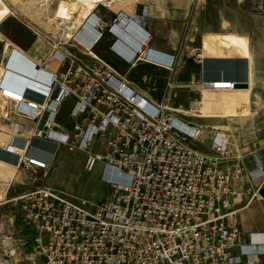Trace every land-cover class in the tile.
Listing matches in <instances>:
<instances>
[{"label":"built area","instance_id":"built-area-1","mask_svg":"<svg viewBox=\"0 0 264 264\" xmlns=\"http://www.w3.org/2000/svg\"><path fill=\"white\" fill-rule=\"evenodd\" d=\"M96 15L91 31L81 40L74 34L66 44L87 54L86 45H98L108 33L110 49L127 64L174 71L179 53L152 49L151 34L136 11L119 10L107 22ZM131 27L138 29L139 39L124 55L117 43L122 29ZM92 58L77 64L72 54L55 47L45 61L47 79L29 82L23 91L10 86L7 76L1 83L11 103L6 116L11 129L0 150L16 158L5 165L46 175L66 147L85 153L86 171L103 163L102 179L110 186L98 201L74 202L47 186L11 200L35 232L38 263L260 264L264 234L242 241L235 203L238 187L248 179L258 183L245 189L249 201L262 197L264 165L254 152L257 167L246 171L237 163L241 156L233 153L230 130L194 121L204 118L199 105L204 91L221 84L233 89L236 83L249 84L248 79L197 81L189 85L195 99L169 107L168 87L176 84L167 82V96L154 99L133 85L127 73L101 57ZM205 60L195 54L199 65ZM69 100L74 122L61 128L58 118ZM38 143L55 150L48 158L32 155Z\"/></svg>","mask_w":264,"mask_h":264},{"label":"rangeland","instance_id":"rangeland-1","mask_svg":"<svg viewBox=\"0 0 264 264\" xmlns=\"http://www.w3.org/2000/svg\"><path fill=\"white\" fill-rule=\"evenodd\" d=\"M184 1L189 2L191 8L188 17L179 24L180 29L175 34L173 33V38L179 43L176 48L179 59L174 71L165 72L156 67L142 66L131 71L128 75L129 80L136 82L144 91L159 99L167 96L166 83L172 82L176 85L173 88L168 87V106L177 107L179 103L184 106L186 97L189 95L191 99L197 97L195 92H191L192 89L189 85L195 83L199 78L200 65L195 61V52L199 49V53L207 51L223 57L244 56L251 60L254 58L257 64L256 91L264 99V0ZM5 2L10 6L12 15L0 25V36L2 35L5 39L27 51L31 50L32 52L33 49L40 48L37 54L40 63L44 64L46 61L44 54H50L53 49L55 50V47L72 54L77 64L90 63L93 60L92 56L84 54L82 48L70 47L66 44L67 39L63 37L65 25L56 27V20H53V9L57 0H51L52 7H44L41 0H5ZM120 8H123L121 4H115L108 8L100 5L96 9V14L107 22L112 16L110 12L107 13V10L116 13ZM110 44H112V38L106 33L98 45L86 46L88 50L92 46L99 57L115 66L120 72L125 73L128 67L116 61L110 50ZM0 45V62H2L4 43L0 41ZM144 76L149 77L147 82L144 81ZM154 88L155 90H153ZM187 94L189 95L187 96ZM221 100L224 101L225 98L202 97L199 104L201 116L209 118L194 119V121L210 126L217 125L216 118L210 117H221L222 114L229 111L228 109L225 113L223 112L224 109H221V105H219ZM250 103H252L251 97L246 102L247 107L245 106V108H240L235 103L230 104L229 115L231 114L230 116L233 118L245 117L264 110V102H258L260 109L258 108L254 112ZM71 106L72 103L69 100L65 107L68 109ZM7 108L9 113L11 103ZM64 112L66 113V110ZM251 121V118L240 121L244 125L236 133L238 134L237 138L240 139L236 143L237 147L242 150L253 148L262 143L260 139L264 135V116L261 121H256L258 125L250 126ZM259 122H261L260 125ZM240 123L234 125L239 126ZM8 124L9 121L6 117L0 118V129L2 130L0 132L8 133ZM231 128L233 129L232 126ZM84 159L85 156L82 152H70L66 147H63L56 156L55 166L46 175L42 171L26 170L23 172L22 181L24 184H14L12 182L14 178L5 185L0 180V188L5 189L3 195L0 192V264H39L35 256V232L24 221L19 205L11 202V198L32 190L36 186L56 189L74 202L80 200L98 201L106 198L110 186L102 179L103 163L98 162L94 170L89 172L84 169Z\"/></svg>","mask_w":264,"mask_h":264},{"label":"crops","instance_id":"crops-1","mask_svg":"<svg viewBox=\"0 0 264 264\" xmlns=\"http://www.w3.org/2000/svg\"><path fill=\"white\" fill-rule=\"evenodd\" d=\"M188 3H187V1L185 2V1H180V0H137V1L136 0H129V1L123 0V1L119 2L118 4H121V7L123 6V8H120L119 10L127 11L129 13L136 11L137 14L139 15L140 19L145 20L144 29L151 34L150 47L152 49H154L155 51L160 52V53L173 54L176 52V48L179 44V43H177V40L173 38V36H174L173 33L175 34L176 31H178L180 29L179 24L183 23L184 20L188 17V13H189V10L191 8V5L189 6ZM143 8L146 9V13L144 16L142 15ZM109 12L112 14V16H111V18H112L113 14L115 12L112 10H107V13H109ZM105 17H107V15ZM135 24H138V22H136ZM122 30L124 31V35H122L124 40L119 37V41L117 44H121V45L123 44L122 46L125 48L124 49V55H125V53L128 52L127 49L131 48V45L135 44L138 41L139 31H138V29H136V27H131L128 30H126V29L125 30L122 29ZM109 36L111 37V35H109ZM112 42H113V40H112ZM200 44H201V42H200ZM110 46H111V44H110ZM197 47H196V49H197ZM198 51H200V50L198 49ZM111 52L115 56L116 61L118 63H120L121 65H123L125 67H128V69L125 72V73H127V79L128 80H129L128 75L131 73V71L136 70L139 67L146 66V67H153L154 68L153 65L141 63V62L136 63L135 65L131 66V64L129 65L125 61H123L114 51L111 50ZM242 57H244V56H242ZM103 60H105V59H103ZM245 61H247V62H245ZM217 62H219V64ZM208 63H209V65H208ZM203 66L200 65L199 78L195 82L203 80V79L204 80L207 79L209 81H216L217 78L218 79L220 78L219 80H221L222 78L227 79V80H246V79H248V81L250 80L249 81L250 82L249 87L251 88V86L253 85V88H251V99H252L251 108H252L253 112L258 110V108H259L258 102H264L263 97L260 96L259 92L256 91L257 64L255 63L254 58L251 60V59L237 58V57H233L231 59H215V58H207L206 57V60H205ZM212 66H213V68H212ZM215 66H217V67H215ZM237 68H238V70H237ZM241 69H242V71H240ZM118 72H120V71L118 70ZM165 72H167V71H165ZM120 73H122V72H120ZM125 73H123V74H125ZM237 75H240V76H237ZM236 76L239 79H237ZM18 81H19V86H16L14 84H11L10 86H12L13 88H15L18 91H23V89H24L23 88L24 86L22 85L23 83L19 79H18ZM129 81L133 85H135L140 91L144 92L145 94L151 95L152 98H154V99H159V98L153 97V95L150 94L149 92L144 91L136 82L134 83L131 80H129ZM263 84H264V81H263ZM191 92H194V91L192 90ZM188 95L189 94H187V96ZM189 97H190V95L185 98L186 104L189 103L191 100H193ZM63 107L61 108L60 115L58 118V122L61 125V128H62V125H64L65 127H69L74 122L72 119L69 118L70 108L66 109L65 105ZM65 110H66V113L64 112ZM263 116H264V110L260 111L259 113L254 114V115H249V116H245V117H237V118L210 117V118H216L215 120L217 121V125H213L214 127H220V128L228 129L226 127H222V124L223 125L229 124L233 127V131L231 129H228L233 134V144H234L233 153L234 154L238 153L241 156L240 159L237 161V163L240 166L244 167V169H246V171L254 170L257 167V160L254 157V154H253L254 152L257 154L259 161L262 162V164L264 165V137H263L264 135L261 136L260 140L262 143H260L258 146H255L253 148L249 147L247 150H242V149L237 147L236 143L240 139L237 138L238 134H236V133L240 129H242V126L244 125V124H242V122L240 123V121H245V120H248L251 118L252 124L250 123V126L251 125H258V123L256 121H261ZM206 118H209V117H204L201 120H204ZM230 119H232V120L235 119V120L234 121L231 120L232 121L231 122ZM238 122L240 123L239 126L234 125L236 123L238 124ZM28 123L31 124V122H28ZM260 123L261 122H259V125H260ZM202 124H204V123H202ZM204 125H207V124H204ZM234 126H237V127H234ZM7 128H8V133H6V135L8 136L10 133V129H11L10 122L7 125ZM61 128H59V129H61ZM235 137H236V139H235ZM54 150H55V147H53L52 145L43 146V143H38V144H36V148L33 149L30 153L32 155L44 156V157L48 158L47 153L49 151L53 152ZM83 154L85 156L84 163H83V165H84L85 160H86V155H85V153H83ZM15 161H16L15 157L10 156V155H8L5 152L0 150V162H2L3 164L6 163V164L10 165V163H14ZM55 163H56V161L54 162V166H55ZM13 170L15 173L14 174L15 178L12 180V182H14V184H17V185L18 184H24L22 179H23V172H25L26 170L22 169V168L21 169L13 168ZM17 182H19V183H17ZM257 185H258V183L256 181H251L250 179H248V180H246V183L244 184V186L238 187V192H240V193H239L238 197L236 198L235 208L238 210L237 220H238L239 226H240L241 231H242V241H244L245 243H249V240H250V237L252 234H254L253 237H256V235H258V234H264V196H262L259 199H254L252 201H249L250 197L248 195H245V193H244L245 189L253 188ZM37 188H39V186H36L34 189H37ZM34 189H32V190H34ZM28 191H30V190H28ZM28 191H25V192H28ZM25 192L11 198V200L19 197L20 195L24 194ZM234 252L238 253V249L236 248L234 250ZM260 264H264V256L260 257Z\"/></svg>","mask_w":264,"mask_h":264},{"label":"bare ground","instance_id":"bare-ground-1","mask_svg":"<svg viewBox=\"0 0 264 264\" xmlns=\"http://www.w3.org/2000/svg\"><path fill=\"white\" fill-rule=\"evenodd\" d=\"M17 1H20V0H17ZM121 1H123V0H57V2L55 4L56 6L53 9L54 19L52 17L51 18L53 20H56V24H55L56 27H60V25H63V24L65 25V28L63 30V37L65 39H67V41H68L69 37H72L74 34L77 35V39L81 40V38H80L81 36H83L85 33L89 32V31H91L92 25L90 23L97 21V15L95 12H97L96 9H98L100 5H103L105 7H113L115 4H118ZM180 1H184V0H180ZM50 2H51V0H41V3H43L44 7L51 6ZM47 11H49V10H47ZM10 15H12V10L10 9V6H8L6 4L5 0H0V25L6 19H8V17ZM48 17H50V16L48 15ZM0 41H2L4 43V46H3L4 55L2 57L3 60H2V62H0V118H3V117H6L8 115V108L7 107H8V104L10 103V102L8 103V99L4 95L2 88H1V83L4 79V77L7 76L10 79V82H12L16 86H19L18 85V83H19L18 79L21 81L22 80H28V81H30L31 84L36 85L37 80L47 79L48 71L45 68L46 62H44V64H42L37 59V54L39 53L40 48H35V50L33 49L32 52H31V50H28V51L24 50L23 48L19 47L17 44H14L10 40L5 39L2 35L0 36ZM33 46H35V45H33ZM86 49L88 50L87 46H86ZM196 53H198V51L195 52V54ZM200 53L202 54L203 57H207V58H215V59H231V58H233V57H223V56L216 55L214 53H210L207 51L200 52ZM50 54L47 55V53H45L44 54L45 58L47 59L50 56ZM87 54L91 55L92 57H99L94 52L93 48H90L88 50ZM237 58L251 59L249 57H242V56L237 57ZM245 62H247V61H245ZM217 63L219 64V62H217ZM208 65H209V63H208ZM215 67H217V66H215ZM51 68H55L54 64H51ZM212 68H213V66H212ZM237 70H238V68H237ZM240 71H242V69ZM237 76H240V75H237ZM237 76H236V78H237ZM219 79L217 78V80H219ZM237 79H239V78H237ZM23 86L26 87V84L24 82H23ZM224 87H225V85L221 84V85H219L218 88L206 90L203 92L202 97H205V96H219V98L224 97L225 100L224 101L221 100V102L219 104V105H221V109H224V111H223L224 113L228 109L231 108L230 104H234V103L236 105H238L240 108H245L246 102L251 97L250 94H251V88H253V85L251 86V88L248 87V88L226 89ZM229 111L225 114H222L221 117H224V118L229 117L231 115V114L229 115ZM231 118H233V117H231ZM1 120H3V119H1ZM222 127L232 129L231 126L228 124H226V125L222 124ZM6 139H8V136L6 135V133L0 132V145L2 142L6 141ZM5 164L0 162V180H1V182L4 183V185L6 183H9L12 178H15V175H14L15 173H14L13 168H9ZM4 190L5 189L2 190V188H0V192L2 193V195L5 192Z\"/></svg>","mask_w":264,"mask_h":264},{"label":"water","instance_id":"water-1","mask_svg":"<svg viewBox=\"0 0 264 264\" xmlns=\"http://www.w3.org/2000/svg\"><path fill=\"white\" fill-rule=\"evenodd\" d=\"M249 84L248 83H236L235 88H248ZM261 195L264 196V189L260 191Z\"/></svg>","mask_w":264,"mask_h":264},{"label":"trees","instance_id":"trees-1","mask_svg":"<svg viewBox=\"0 0 264 264\" xmlns=\"http://www.w3.org/2000/svg\"><path fill=\"white\" fill-rule=\"evenodd\" d=\"M23 82H24L25 84H28V82H30V81H28V80H22V83H23ZM22 83H21V84H22ZM18 85H19V83H18ZM22 85H23V84H22Z\"/></svg>","mask_w":264,"mask_h":264}]
</instances>
